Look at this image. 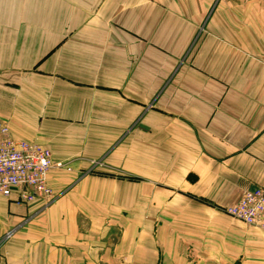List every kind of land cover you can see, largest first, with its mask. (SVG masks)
I'll return each instance as SVG.
<instances>
[{"label":"crops","instance_id":"crops-1","mask_svg":"<svg viewBox=\"0 0 264 264\" xmlns=\"http://www.w3.org/2000/svg\"><path fill=\"white\" fill-rule=\"evenodd\" d=\"M0 123L72 167L0 264H264V0H0Z\"/></svg>","mask_w":264,"mask_h":264},{"label":"built area","instance_id":"built-area-1","mask_svg":"<svg viewBox=\"0 0 264 264\" xmlns=\"http://www.w3.org/2000/svg\"><path fill=\"white\" fill-rule=\"evenodd\" d=\"M97 164L93 161V165ZM53 168L72 170L68 162L55 161L49 148L34 141L14 138L9 127L0 123V195L18 204L52 198L53 189L48 176ZM223 210L234 218L264 229V188L245 191L236 203ZM1 258L0 249V261Z\"/></svg>","mask_w":264,"mask_h":264},{"label":"rangeland","instance_id":"rangeland-1","mask_svg":"<svg viewBox=\"0 0 264 264\" xmlns=\"http://www.w3.org/2000/svg\"><path fill=\"white\" fill-rule=\"evenodd\" d=\"M225 212V211H224Z\"/></svg>","mask_w":264,"mask_h":264}]
</instances>
